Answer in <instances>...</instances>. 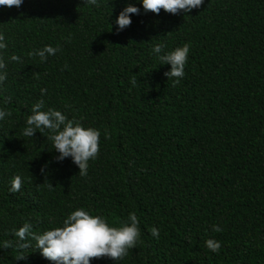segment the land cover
I'll use <instances>...</instances> for the list:
<instances>
[{"label":"trees","instance_id":"trees-1","mask_svg":"<svg viewBox=\"0 0 264 264\" xmlns=\"http://www.w3.org/2000/svg\"><path fill=\"white\" fill-rule=\"evenodd\" d=\"M125 2L0 5L9 113L0 119V264H55L27 236L33 246L18 247L15 229L59 226L81 206L114 226L130 211L138 218L134 247L91 264H264V0H202L175 14L137 3L116 31ZM185 42L173 84L151 45ZM44 44L59 47L41 60L34 50ZM40 98L99 130L84 175L70 157L55 159L47 130L22 135ZM15 175L20 189L10 192ZM209 237L220 241L215 252Z\"/></svg>","mask_w":264,"mask_h":264},{"label":"clouds","instance_id":"clouds-1","mask_svg":"<svg viewBox=\"0 0 264 264\" xmlns=\"http://www.w3.org/2000/svg\"><path fill=\"white\" fill-rule=\"evenodd\" d=\"M23 0H0V5L19 7ZM95 3L96 0H90ZM142 5L143 10H151L158 13L164 9L170 13H177L182 10L190 12L194 7L198 8L202 0H126L124 6L117 13L113 20L116 31L122 30L131 23L130 13L138 14ZM6 47L4 38L0 35V49ZM58 45L44 44L42 48L34 50L41 60L53 55L58 50ZM163 43H153L151 53L155 54L161 62L168 63L170 67L164 75L169 79L173 77L172 83H179V78L184 75V66L189 52V44L185 42L168 51H162ZM32 55L33 53H29ZM12 59H19L15 55ZM4 68V62L0 60V69ZM6 72L0 71V82L6 77ZM41 93L45 89H40ZM44 100L37 99L32 105L30 113L26 116L25 126L21 132L23 136L33 137L37 130L41 133L48 131V139L51 140L53 149L57 152L55 159L63 160L70 157L78 166L80 175L87 172L88 161L94 158L98 151L99 130L92 126H85L80 121L68 118L59 109L43 108ZM9 113L5 108H0V119ZM44 170L42 166L41 171ZM21 177L13 176L10 181V192L20 189ZM31 225L27 222L15 229L18 237V247L33 246L30 241L25 240L27 236L34 240V247L38 248L41 254L55 264H91L90 257L106 255L116 260L123 257L127 250L134 247L139 236L138 218L132 211L128 212L127 220L120 222L119 226L109 224L101 215L91 214L85 207H76L71 210L61 221L59 226L46 228L41 232L30 230ZM214 231H220L219 225L213 224ZM151 233L158 235V228L153 226ZM11 241H4L3 246L7 247ZM205 246L215 252L220 247V241L209 237L206 238Z\"/></svg>","mask_w":264,"mask_h":264}]
</instances>
